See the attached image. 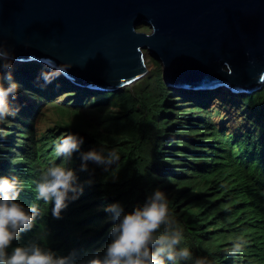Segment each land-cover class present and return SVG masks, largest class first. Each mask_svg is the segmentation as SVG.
I'll return each instance as SVG.
<instances>
[{
    "label": "trees",
    "instance_id": "16d2710c",
    "mask_svg": "<svg viewBox=\"0 0 264 264\" xmlns=\"http://www.w3.org/2000/svg\"><path fill=\"white\" fill-rule=\"evenodd\" d=\"M50 70L36 62H13L10 70L20 85L12 104L20 110L16 117L0 121V177H16L23 187L18 201L25 208L34 204L40 212L33 229L21 233L12 247L35 241L60 256L74 250L80 259L103 254L113 224L106 206L118 202L130 212L160 190L182 230L179 247L192 252L187 264L196 258L209 264H264V90L241 100L250 110L254 131L229 132L212 122L205 108L184 100V91L179 96L170 90L157 63L124 91L87 90L100 95L104 106L119 109L104 117L101 130L65 122L80 117L84 103L79 102L58 107L62 119L40 132L36 118L44 100L41 73ZM53 82L75 88L60 75ZM68 134L84 138L80 152L115 149L118 164L105 171L89 163L87 171H80L79 152L71 161L56 154ZM54 165L74 169L83 185V194L69 202L60 219L53 218V204L35 198L41 172ZM237 243L241 250L233 252Z\"/></svg>",
    "mask_w": 264,
    "mask_h": 264
},
{
    "label": "water",
    "instance_id": "95a60500",
    "mask_svg": "<svg viewBox=\"0 0 264 264\" xmlns=\"http://www.w3.org/2000/svg\"><path fill=\"white\" fill-rule=\"evenodd\" d=\"M0 47L98 94L144 78L147 50L172 91L245 98L264 90V0H0Z\"/></svg>",
    "mask_w": 264,
    "mask_h": 264
},
{
    "label": "clouds",
    "instance_id": "9594fccd",
    "mask_svg": "<svg viewBox=\"0 0 264 264\" xmlns=\"http://www.w3.org/2000/svg\"><path fill=\"white\" fill-rule=\"evenodd\" d=\"M13 54L0 47V121L16 117L19 107L12 101L17 97L20 85L14 81L12 72ZM51 70L41 73L44 84L48 85L70 67L47 65ZM7 82V83H5ZM84 138L68 134L56 147L58 157L66 161L80 153V171H87L89 163L101 166L107 171L119 162L115 149L107 151L91 149L80 152ZM23 187L16 177H0V264H187L193 260L187 247H179L184 239L182 230L171 218L168 200L164 192L153 191L142 205L125 212L120 203H113L104 209L113 222L109 230L110 241L103 250L86 259L78 258L74 250L66 256L57 255L49 248L32 241L26 245L12 247L20 234L33 229L40 215L34 204L27 208L18 201ZM36 199L53 204L52 215L60 219L61 213L83 194V185L74 169L54 165L41 172L36 181ZM163 229V231H161ZM11 248L9 253L8 249ZM241 244L232 251H240ZM194 264H209L205 258H196Z\"/></svg>",
    "mask_w": 264,
    "mask_h": 264
},
{
    "label": "rangeland",
    "instance_id": "374dc122",
    "mask_svg": "<svg viewBox=\"0 0 264 264\" xmlns=\"http://www.w3.org/2000/svg\"><path fill=\"white\" fill-rule=\"evenodd\" d=\"M137 30L144 33L151 32V28L148 25H141ZM144 52L145 62L150 72L155 68V65H157L159 61L152 57L147 50ZM158 64L161 66V62ZM136 83L123 88L121 91H124L126 88H129ZM87 90L88 89H81L78 87L67 90L64 89L61 84L54 82L51 85H44L41 92V95L44 96V100L40 102L43 105V108L37 116L38 118H36V130L42 132L54 127L57 121L62 119L57 108L66 105L71 108V106L73 107L79 102L84 103V107L80 111V117H68L65 119V122L79 124L89 131L100 129L104 117L109 113L118 112L119 109L111 104L104 106V102H99L100 95L90 94ZM179 91H177V94L180 96L181 94ZM183 91L186 93L181 95L185 98L184 100L190 102L194 101V104L198 107L205 108L209 111L211 114V121L217 126H225L229 132L236 131L240 132L239 134L246 131H254V127L250 122V110L247 109L241 101L242 97L233 96L227 90H224L217 95V91ZM101 209L102 207H99V210ZM104 248H102L101 251H103Z\"/></svg>",
    "mask_w": 264,
    "mask_h": 264
},
{
    "label": "bare ground",
    "instance_id": "6f19581e",
    "mask_svg": "<svg viewBox=\"0 0 264 264\" xmlns=\"http://www.w3.org/2000/svg\"><path fill=\"white\" fill-rule=\"evenodd\" d=\"M183 91V90H182ZM206 91H208V90H206ZM211 91V90H210ZM189 92H191V91H189ZM192 92H194V91H192ZM200 92V91H199Z\"/></svg>",
    "mask_w": 264,
    "mask_h": 264
}]
</instances>
